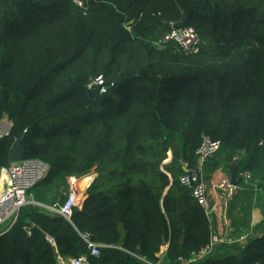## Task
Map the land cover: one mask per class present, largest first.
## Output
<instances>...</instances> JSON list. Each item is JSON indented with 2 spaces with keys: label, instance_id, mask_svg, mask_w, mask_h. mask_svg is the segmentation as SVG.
Wrapping results in <instances>:
<instances>
[{
  "label": "trees",
  "instance_id": "obj_1",
  "mask_svg": "<svg viewBox=\"0 0 264 264\" xmlns=\"http://www.w3.org/2000/svg\"><path fill=\"white\" fill-rule=\"evenodd\" d=\"M77 1L0 0V119L12 121L0 167L23 137L24 159L48 166L29 191L57 208L67 196L59 185L96 173L69 219L21 207L0 231V264L80 255L147 264L163 243L167 263L189 257L213 235L179 179L204 137L220 141L209 170L245 152L227 216L232 237L249 230L251 207L264 204V0ZM172 25L195 29L197 53L156 46ZM260 225L246 244L218 243L188 264H264V218ZM82 234L100 245L98 256Z\"/></svg>",
  "mask_w": 264,
  "mask_h": 264
},
{
  "label": "built area",
  "instance_id": "obj_2",
  "mask_svg": "<svg viewBox=\"0 0 264 264\" xmlns=\"http://www.w3.org/2000/svg\"><path fill=\"white\" fill-rule=\"evenodd\" d=\"M176 42L185 53H197L200 49V39L193 27H175L166 32L161 39L156 43V46H161L169 42ZM98 84H102V79H96ZM105 89H102L104 91ZM12 127V121L4 116L0 119V140L8 135ZM220 147V141L212 140L204 137L200 146L196 150V164L188 169L182 176L180 181L185 186L189 187L191 194L198 204L202 207L205 214L210 217L215 211L214 205L211 203L209 192L205 183L204 177V162L209 157L213 156ZM48 166L38 159H23L18 162L11 163L0 171V225L11 218H16L21 207L35 203L30 189L37 184L47 173ZM241 176L246 181L249 174L241 172ZM70 177V191L68 192L63 204L56 210L61 215L70 218L72 209L79 204L80 196L74 189L77 181ZM216 187L224 191V205L228 208V204L232 196L241 188L238 184L233 185L229 179H224L219 182ZM82 238L87 244L90 255L98 256L100 245L91 239L89 234H82ZM237 239L231 236H219L213 234L210 241L200 248L197 252L192 253L189 257L179 256L172 264H188L208 255L214 246L221 242L232 243ZM61 264H90L86 255L72 257L62 261ZM147 264H169L163 257H156L153 262Z\"/></svg>",
  "mask_w": 264,
  "mask_h": 264
},
{
  "label": "crops",
  "instance_id": "obj_3",
  "mask_svg": "<svg viewBox=\"0 0 264 264\" xmlns=\"http://www.w3.org/2000/svg\"><path fill=\"white\" fill-rule=\"evenodd\" d=\"M219 151L217 152V154H215V156L217 157ZM167 158L165 159V163L169 162L172 159V153L171 151H169L167 153ZM213 158H209L205 165H204V177H205V183L207 186V190L209 192V196L211 199V203L214 205L215 207V211L212 213V215H210L209 219L211 220V225H212V233L213 234H217L219 236H231V231H232V227H231V218L227 216V207H225L224 205V191L220 190L221 188L216 187V185L221 182L224 179H230V168L229 165L231 164V162L237 158L234 157L232 161H227L226 158H223L221 160H219V164L217 165V167L215 169H211L209 170V165L211 163H213L214 161H216L217 159ZM169 175V174H168ZM96 173L95 172H90L88 174L85 175H80L79 176V182L81 183L79 185L80 188V202L79 204H81L83 202V200L86 197V189L88 188V186L90 185V183L92 182V180L95 178ZM238 176V175H237ZM239 178V176H238ZM240 180V178H239ZM33 200V193L30 192ZM66 196V195H65ZM242 199V198H241ZM35 204L42 206L45 208H48L50 210L56 211L58 208L55 206V204H52L50 206H46L43 203L37 202L35 201ZM60 207V206H59ZM264 204H257L255 206L251 207L250 210V215H249V219H248V225H249V230H242V226H238L239 230H237V232H241L238 233L237 235L233 236L237 239V241H235L236 243H238L239 245H244L246 244L249 240L258 237L261 232H262V226L260 225V223L263 221L264 218ZM234 215L236 216H240V212H238V207L234 209L233 211ZM234 238V239H235ZM167 250V243H163L161 245V247L159 248V251L156 253V257H165V253ZM61 258L58 259V262H60ZM64 261V260H62Z\"/></svg>",
  "mask_w": 264,
  "mask_h": 264
},
{
  "label": "water",
  "instance_id": "obj_4",
  "mask_svg": "<svg viewBox=\"0 0 264 264\" xmlns=\"http://www.w3.org/2000/svg\"><path fill=\"white\" fill-rule=\"evenodd\" d=\"M25 145H26L25 139L22 137L18 141V143L16 144V146L13 150V153L11 156V160L13 162H18V161H21L24 159ZM244 155H245V152L241 151L240 155H238L237 158H235L231 162V164L229 165V168H230V179H229V181L233 185H237L239 183V178L237 176V167H238V164L240 162L241 157ZM185 171H187V169H185ZM57 264H61V262H58Z\"/></svg>",
  "mask_w": 264,
  "mask_h": 264
},
{
  "label": "rangeland",
  "instance_id": "obj_5",
  "mask_svg": "<svg viewBox=\"0 0 264 264\" xmlns=\"http://www.w3.org/2000/svg\"><path fill=\"white\" fill-rule=\"evenodd\" d=\"M77 1V0H76ZM77 3H79V1H77ZM9 134V133H8ZM8 166V165H7ZM7 166H2L0 167V171H3ZM80 176V175H79ZM79 176H71L73 179L72 180H75L77 181L74 185V189L77 191L78 195L80 196V188H79V185L81 184L78 180H79ZM70 178H68V180L62 184V185H59L58 187L60 188V190H63V193H65V195L68 194V192L70 191ZM221 190V189H220ZM222 191V190H221ZM15 218H11L9 220H7L5 223H2L0 225V231H2L5 227H10V225L14 222Z\"/></svg>",
  "mask_w": 264,
  "mask_h": 264
}]
</instances>
